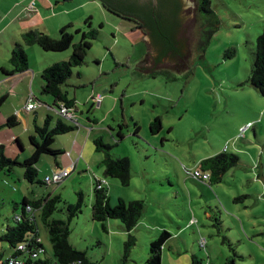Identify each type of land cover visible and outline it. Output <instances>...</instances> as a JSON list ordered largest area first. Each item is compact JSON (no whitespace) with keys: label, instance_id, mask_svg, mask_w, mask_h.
<instances>
[{"label":"rangeland","instance_id":"374dc122","mask_svg":"<svg viewBox=\"0 0 264 264\" xmlns=\"http://www.w3.org/2000/svg\"><path fill=\"white\" fill-rule=\"evenodd\" d=\"M189 1L193 6L185 9L186 21L174 35L175 43L186 51L171 61L165 58L168 63L161 66L154 62L148 42L129 40L133 22L109 12L103 16L94 5L87 7L94 13V28L100 35L92 42L85 64L74 68V76L66 83L89 85L85 78L97 79L114 69L115 59L125 66L119 67V72L128 70L129 75L120 79L115 94L118 100H124L129 129L134 132L136 119L142 123V131L123 141H118V135V140L113 138L108 129L102 131L103 125L99 133L114 147L115 154L132 162L130 186L117 184L120 191L113 190L112 197L107 192L112 206L118 203L120 194L126 201H144V215L129 234L135 243L126 250L130 238L125 229H120V221H113L112 233L108 234L103 229L106 222L92 219L95 179L88 164L85 172L74 171L54 187L29 184L23 178L22 167H16L10 175L0 172V233L9 223L14 224V214L21 213L24 197L34 199L56 188L52 195L61 194L71 204L77 203L78 193L83 194V211L70 222L69 241L96 264H144L149 258V243L158 238L162 228L173 236L164 246L162 264H192L194 257L202 264H231L233 259L235 264H264V97L249 82L256 40L264 30V0H212L220 28L204 51L200 49V38L207 16L198 12L197 0ZM215 27L212 23L209 28ZM141 33L130 36L136 38ZM74 35L80 40L79 34ZM233 51L235 54L228 58ZM77 72H81V78ZM77 92L81 98L82 88ZM141 98L146 103L132 107L131 102L140 103ZM97 112L94 110L90 116ZM77 114L82 117L80 112ZM154 116L163 120L157 135L151 134L149 126ZM114 119L110 116L107 123L116 126ZM71 135L58 136V141L66 142ZM28 138L23 132L29 151ZM224 151L237 154L240 163L227 172L221 183L210 186L193 180V159ZM97 155L104 157L102 153ZM86 156H90L89 149ZM53 163V157L44 156L38 165L39 176L43 177ZM90 165L100 174L95 176L103 179L102 167L92 162ZM206 212H211V220L205 217ZM54 218L66 220L65 210L55 213ZM38 226L40 240L52 256L49 233L41 219ZM224 237L242 258H233L223 243ZM201 238L207 241L205 248L200 247ZM1 248L8 249L9 245L0 242Z\"/></svg>","mask_w":264,"mask_h":264},{"label":"trees","instance_id":"16d2710c","mask_svg":"<svg viewBox=\"0 0 264 264\" xmlns=\"http://www.w3.org/2000/svg\"><path fill=\"white\" fill-rule=\"evenodd\" d=\"M102 5L111 14L121 17L122 15L108 7L102 0ZM198 12L207 16L204 19V26L200 38V49H206L215 34L219 31L220 21L212 8V0H197ZM123 19V18H122ZM90 21L87 22L89 24ZM212 23H216L215 28H209ZM208 25V26H207ZM207 26V28H205ZM70 27H66L61 31L59 39H54L44 33L36 30L29 31L23 35V42L16 44L10 64L13 71L23 72L28 69L29 58L24 49L25 45H37L44 52L61 53L72 48V54L66 61L59 62L47 68L43 72V94L50 95L55 100V106L60 108V104H65L67 108L73 109L76 107V102L69 97V93L64 89L66 82L72 77L73 69L81 67L85 64V59L88 52L92 48V42L99 38V30L87 26L86 30H78L80 40L75 42V35L68 31ZM140 29V28H137ZM141 30V29H140ZM235 51L231 52L232 57ZM7 74V73H6ZM250 84L264 97V30L256 40L255 50L253 52V65L251 75L249 77ZM5 99L0 101V106ZM52 117L47 119L44 124L34 122V131L29 137L30 157L20 161L12 159L5 154V148L0 147V172L10 175L15 171L16 167L24 169L23 178L31 185L52 186L58 184H48L47 178L53 177L54 174L46 177L44 180L39 178L38 165L44 156H51L55 161L63 154L59 149L55 148L56 138L61 135L69 134L77 129L76 125L66 124L62 120L56 122L55 126L50 128ZM9 126H13L14 120L8 121ZM138 128L137 125H135ZM162 129L161 117H156L150 125L151 133L157 134ZM139 133V129L135 130V134ZM119 140L124 137L118 134ZM97 152L102 153V168L104 178H111L119 181L121 186L129 187L132 179L131 169L132 163L129 158L119 157L114 154V147L106 144L102 139H97L94 142ZM240 163V158L235 153L226 151L203 160L199 168L210 173L212 184L220 183L223 177L229 170L236 167ZM100 186V187H99ZM101 181H96L94 189V198L92 203V219L96 222H106L108 220H118L123 225V228L129 234L139 224L144 211L145 203L143 200L125 201L119 199L115 206L111 205L108 196L107 188L103 187ZM79 199L76 204L68 203L61 195H42L41 197L34 196V199L23 198L21 204V213L14 214V224H8L0 233V242H5L9 245L8 250L13 251L9 256L0 250V264H6L7 259L13 258H29L33 251H41L38 264H67L73 261L81 260L84 264H96L91 262L87 257L86 252L78 250L69 241L70 237V222L78 217L84 206L83 194L78 193ZM239 199H235L237 201ZM18 206V205H17ZM61 207V208H60ZM17 208V207H15ZM66 212L67 219L54 218V214L61 211ZM18 212V211H17ZM21 215V220H16L15 216ZM41 219L44 226L48 230L49 239L52 245V257L47 253L40 240L38 220ZM129 241L126 243V250L130 249V245L135 243L132 235L129 236ZM171 238V234L164 230L160 236L151 243L149 258L146 264H162V248L164 244ZM223 243L226 244L233 253V258H242L236 252L235 246L231 241L224 237ZM20 245H25V249H19ZM47 254V257L44 254ZM124 256V261L126 260ZM235 260L231 264H235ZM192 264H202L196 257L193 258Z\"/></svg>","mask_w":264,"mask_h":264},{"label":"crops","instance_id":"0c3cea01","mask_svg":"<svg viewBox=\"0 0 264 264\" xmlns=\"http://www.w3.org/2000/svg\"><path fill=\"white\" fill-rule=\"evenodd\" d=\"M30 3L31 0H0V101L5 99L4 103L0 106V147L3 146L5 148V154L8 157L12 159L17 158L22 161L31 155L30 150L28 151L23 140V132H25L28 137H30L34 131L35 121L42 125L47 121V119L52 117L50 128L54 127L56 122L59 120H62L66 124L76 125L77 129L71 132L72 135L68 137V141L62 143V141H58V137L56 138L55 148L59 149L63 154L58 158L57 161L54 160V163L48 167L46 174H44L43 177L39 176V178L44 180L46 177L56 173L58 170H70L69 175L59 184L61 185L71 176L72 172H85L86 164H88L89 169L93 170L94 172V189L96 181L104 180L107 185L103 187L107 188L112 197L113 190L120 191V187L117 185L120 183H115L113 180H111L112 182H109L110 178H98L100 174L95 172L90 163L92 162L102 167L101 163L104 157H99L97 155L99 152H97L95 145L93 146V149L92 142L94 144L95 140L99 138L103 141L105 140L102 132L99 133V128L102 125L105 127V129L102 131L107 129L110 130L113 138L117 139L116 135L118 134H121L124 137L122 140L117 139L118 141H123L125 137L129 135H139L142 131V123H138V120L136 119H132L133 121H136L133 124L134 132L132 129H129V124L126 121L128 113L125 112L126 106L124 105V100H118L115 94V88L119 85L120 79L129 75V73H127L128 70L122 72H119L118 70L119 67L124 68L125 66H122L120 62L115 59V68L106 70L107 72L102 73L104 76L98 73L100 76L97 79L85 78L89 85L85 84V82L81 84L79 82H74L70 84V86L65 84L64 89L69 93V97L73 98L76 102V107L71 109L73 119L68 120L62 117L60 114L59 109L57 106H55L54 98L50 95L43 94L44 80L42 76L45 69L53 66L56 63L68 60L72 54L71 49L61 53H54L44 52L37 45H25L24 49L29 58L28 69L18 73L13 71L10 64L12 52L16 44L23 42V35L25 33L36 30L54 39H59L61 36V31L66 27H70V29L68 28V32L70 34L77 33L78 30L84 31L86 30L87 26L94 28L95 16L91 9H87V7L94 5L95 8H98L101 11L103 16H106L108 11L102 5L101 0H36V6L34 9L31 7ZM88 21H90L89 24H87ZM103 27L104 24L101 23L100 28ZM135 32H139V30H136L133 27L128 33L132 35ZM130 35L129 40L132 42H147V39L143 33H141L140 36L136 38H133ZM78 40L79 37L74 39V41ZM74 74L75 71H73L72 77ZM83 75L84 74H82V78H84ZM76 76L81 78V72H77ZM69 88H72L73 90ZM81 88L83 90V94L80 98V93L77 92V89L79 90ZM124 96L125 95H123L121 98ZM31 98L34 99V103L37 107L32 110H27L26 106L29 104V100ZM145 103L146 101L144 98H141L140 103L131 102L132 107L142 106ZM119 105L120 108L118 107ZM84 106L85 109L82 108ZM94 110H98V112L95 113L96 116H90ZM78 112L81 113L82 117H80V114H77ZM124 112L126 113L125 116ZM114 113L118 115L116 116ZM110 116L115 117L114 121H116V126H113L111 123H107ZM156 117L158 116H154L153 120L152 118L149 120V126ZM11 119L14 120L13 126H9L8 123V121ZM135 125H137L138 128H136ZM136 129H139L138 134H135ZM125 130L129 131L125 133ZM76 131L77 133H74ZM84 131H88V133L83 135ZM72 139L73 141L71 142ZM88 149L90 150V156L87 157L86 152ZM28 152L30 153L29 155L26 154ZM115 155L119 156L118 154ZM205 159H193V163L195 164L194 171L196 169L201 170L199 165ZM193 180L198 181L194 178ZM198 182L202 183L201 181ZM208 184L210 186L213 185L209 181ZM47 187L54 186L50 185ZM55 190L56 188L51 189L49 194L52 195V192ZM121 193H123V191H121ZM32 194H35L34 189H32ZM46 195L48 194H45V196ZM119 199H124V196L122 198V195L120 194L118 201ZM129 201H131L130 198ZM17 210L18 206L15 211ZM17 213L19 212H15V214ZM205 217L210 220L213 218L211 212H206ZM113 221L115 220L106 221L110 228L108 225H104L103 227L104 231L108 234L112 233L111 226L114 224ZM220 225L222 226V223H220ZM119 227L120 229L122 228V231H124L122 225H119ZM164 230L166 229L162 228L160 234ZM160 234H158V237ZM111 236H113V239H117L118 237L112 234ZM172 237L173 236L171 234V238ZM152 242L153 240L150 241L149 246ZM164 246L162 248V252ZM0 250L4 251L6 256H9L13 253V251H8L6 248H1Z\"/></svg>","mask_w":264,"mask_h":264},{"label":"water","instance_id":"95a60500","mask_svg":"<svg viewBox=\"0 0 264 264\" xmlns=\"http://www.w3.org/2000/svg\"><path fill=\"white\" fill-rule=\"evenodd\" d=\"M115 12L139 20L148 32L146 39L154 62L183 55L186 49L174 41L175 31L186 21L184 11L189 0H102Z\"/></svg>","mask_w":264,"mask_h":264},{"label":"built area","instance_id":"2783aa9c","mask_svg":"<svg viewBox=\"0 0 264 264\" xmlns=\"http://www.w3.org/2000/svg\"><path fill=\"white\" fill-rule=\"evenodd\" d=\"M31 7L34 9L36 6V0H31ZM37 106L34 103V99L31 98L29 100V104L26 106L27 110H32L35 109ZM59 112L62 115V117L68 119V120H72L73 116L71 113V109L67 108V106L65 104H61L60 108H59ZM70 170H58L56 173H54L53 177L51 178H47V182L48 184L54 183V184H58L61 183L64 178H66L69 175ZM192 177L198 181L201 182H208L210 180V173L196 169L195 171H193ZM101 184H103L101 182ZM100 187V186H99ZM16 220H21V215H17L15 216ZM206 239L205 238H201L199 244L201 248H205L206 247ZM19 249L23 250L25 249V245H20ZM40 253L41 251H33L31 253V255L29 256V258H13V259H7V263L6 264H38V261L40 260ZM52 264H59V263H52ZM67 264H84L83 261L81 260H77V261H73Z\"/></svg>","mask_w":264,"mask_h":264},{"label":"flooded vegetation","instance_id":"af4514ba","mask_svg":"<svg viewBox=\"0 0 264 264\" xmlns=\"http://www.w3.org/2000/svg\"><path fill=\"white\" fill-rule=\"evenodd\" d=\"M122 18L125 19V20H130L131 22H133L135 24L134 25V29L141 31L144 34L145 37L147 36L148 32L146 31V29L144 28V25L139 20H137V19H135V18H133L131 16H126V15H122ZM137 28H140L141 30L140 29H137ZM174 41L176 42V40H174ZM172 56H173V53H169L165 58L170 59ZM164 59L161 60L158 63H156V62L155 63L158 66L166 65L168 62L167 61H164Z\"/></svg>","mask_w":264,"mask_h":264}]
</instances>
